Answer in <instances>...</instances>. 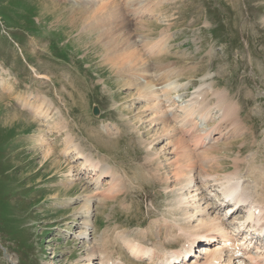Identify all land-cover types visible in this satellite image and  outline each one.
I'll list each match as a JSON object with an SVG mask.
<instances>
[{"label": "rangeland", "instance_id": "1", "mask_svg": "<svg viewBox=\"0 0 264 264\" xmlns=\"http://www.w3.org/2000/svg\"><path fill=\"white\" fill-rule=\"evenodd\" d=\"M78 1L0 0V67L7 70L0 68V264L83 262L103 239L110 258L124 263H136L125 238L163 250V226L183 216L174 210L189 198L171 187V135L156 142L162 127L173 128L174 113L189 126L184 112L202 109V136L228 128L229 142L217 138L188 160L206 162L221 179L238 166L245 185L249 168L264 170V0ZM159 79L170 86L169 100L156 114H173L163 121L147 109L149 97H139L143 83ZM178 94L197 95L194 109L169 102ZM35 106L44 109L40 117ZM240 122L242 134L233 139ZM241 146L244 163L233 158ZM84 156L109 165L123 187L95 204L86 238L78 236L82 217L73 214L86 200L76 197L94 186ZM71 178L78 179L65 191L62 182Z\"/></svg>", "mask_w": 264, "mask_h": 264}, {"label": "bare ground", "instance_id": "2", "mask_svg": "<svg viewBox=\"0 0 264 264\" xmlns=\"http://www.w3.org/2000/svg\"><path fill=\"white\" fill-rule=\"evenodd\" d=\"M127 1H128V3L131 2V0H125V2H127ZM135 1H139V0H135ZM72 2L78 4L79 1L78 0H72ZM85 3H87V1ZM93 7H95V6H93ZM103 7H104V5H103ZM80 8H81V6H80ZM136 13L137 12L133 11L131 13V15L136 14ZM137 54L135 53V56L137 57L136 59H138ZM118 58H120V55L118 56ZM128 63H130V61H128ZM0 68H2L4 70V73L7 72V70L4 69L3 67H0ZM41 79H44V76ZM141 80L143 81L142 78H141ZM166 87H170V86H168L167 83H163L162 81H159L156 84H151L149 82L148 83L145 82V83H143L142 87L140 88L141 89L140 92H142V93L140 95L138 93L139 97H142V96L144 97V95L149 97L148 101H150L151 104H149L147 106V109L149 110L150 107L153 108L154 114H156V112H158L157 111L158 108H162L160 105L166 104L164 102L165 98L164 97L162 98L160 96L162 94V90ZM200 89H202V88H199L198 90H200ZM35 95H37V94H35ZM43 96L44 95H42V97H39L38 99L40 100L41 98H43V100L47 103V106H48L50 104V100L47 99L46 97H43ZM178 97L182 98V95L178 94ZM194 98L196 99L197 95H195ZM146 100H147V98H146ZM188 100H190V99H184L183 101H186V103L182 102L181 106L190 107L191 110L194 109V107L190 106L191 102H189ZM179 101H181V100H179ZM178 103L179 102H177L176 105ZM168 108H169V104H168ZM31 109L33 111V115L34 116L38 115L39 117L41 114H43V110H44V109L41 110L39 106H35L34 109L33 108H31ZM169 109L165 108L164 111L159 110L161 112L160 115L162 117L158 116L159 112L154 116L156 117V119L158 117L161 121H163L164 118L166 119V117H168L166 115L167 113H168V115H171V116L173 115L171 112L167 111ZM172 110L175 112L174 108ZM201 110L202 109H196L195 110L196 114H198L197 118H199L198 120H196L194 122L195 124H197L200 121H204L203 115H200ZM221 111L226 112L227 110L222 109ZM164 112H166V113H164ZM183 115L185 117L192 116V114L187 115L186 113H184ZM225 115H226L225 118L229 117V115H227V113H225ZM225 115H222V116H225ZM173 116L176 118L175 121H174V119L171 120L173 128L170 127V124H167L165 126V128L162 127L161 128L162 133H160L161 135L158 136L156 142L162 140L163 139L162 137L164 135L166 137L171 135V137H168V140H166L167 146L165 147L166 153L168 155V157H166L168 159L167 163H168V165H170V168H172L170 172L168 171L172 175V177L170 176L172 178V183H173V185L171 187L173 189H175L178 187L174 186V185H179V187H180L179 191L182 190L181 188H184L188 192L189 198H187V199H185L186 197L183 198L184 202H182V204H184L185 207L180 206L177 208L175 207L176 209L174 208L175 209L174 211L176 213H179L180 215H183V216H180L181 217L180 219H176L175 216L173 215L174 217H173V220L171 221L172 223L168 225L167 223H169V222H167L165 224V226H163V227H165L164 230H166V232H165V234H166L165 240L166 241H164L163 243L168 244V243H172L173 241H177V242L180 241V243H179L180 247L179 248H177L175 250H170V249H168V247H170L172 245H168L166 247L165 244H161V246L164 247L163 250H161L162 248L159 249V247H158L159 250H157V249L152 250L147 245H143L142 243H140V241L136 242V241H134V239H131V238H125L124 239V245L123 246L128 247L131 255H133L132 258L137 260V261H140L141 258L144 259L145 258L144 256H146L149 264H154V263L155 264H167L165 262L164 258H166L168 260V257H171L176 253L179 254V252H182V251H186V254L189 253L190 249H192L196 245V242L200 239L209 238L210 236H214L212 239L216 240L218 235L227 236L230 239L232 236L235 235V233L236 234L239 233V230H241V227H240L241 224H243L245 222H247L249 224V226L256 225V226L262 227L264 229V174L262 173V171L264 172V170L260 169L258 171V170H255L253 168H251V169L249 168L248 169L249 171L246 175H247L248 179H250V180L247 181L246 185L244 184V181H245L244 177L241 176L242 171L240 170V168L238 170V166L236 167V169L234 168L233 172L230 170L232 173H229L230 171L228 173L226 172V174L224 172H222V175L224 174L222 179L220 177H218V173H210L208 170L206 171L204 169V166H203V165H206L205 164L206 162L204 164H200L196 161V159L193 161H190L187 159V157L189 155H191V151L198 150L195 152L200 153L204 150V149L199 150L200 148H202V147H199V143L203 144L202 141H195V139H197L194 136L195 132L191 133L192 132L191 128H187V126H184L183 119L177 120L176 116H181V114H179V115L176 114V116H175V113H174ZM149 119H150L151 123L155 120V119L153 120L151 117H149L148 120ZM168 119H169V117H168ZM155 123H154V125H155ZM241 123L242 122L239 123L240 124L239 127L236 126L237 129H234L233 131L231 130L232 133L234 134V136H232L233 139H235V137L241 136L242 133L237 131L238 129H241V126H243V123L242 124ZM179 125H180V127H179ZM161 126H164V124H162ZM226 131L225 132H222V131L219 132L218 137L216 135V137L213 136L211 139L219 138L222 135H226L225 139L227 140L228 139L227 135L229 134L228 128L226 129ZM175 133H176V137L174 136ZM186 135H188V137ZM43 136L44 135H42V137H41L43 139V142H41V144L46 145V149L50 150L49 146H48L49 143L46 141L45 138H43ZM184 138H187V139H184ZM226 142H229V141L227 140ZM209 143L210 142H207V144H209ZM213 145H214V143L208 145V147L210 148ZM208 147H206L205 149L208 150L207 149ZM242 147L243 146H241L238 149V151L236 152V154L233 158H235L237 156L244 163L245 159L240 157V155L243 153ZM161 150H164V149H161ZM79 152L80 151H76L77 158L82 157ZM153 152H155V151H153ZM189 157H191V156H189ZM84 160H85V162L89 163V165H90V168H89L90 174L95 175L94 177H91V179H93L94 186L92 188V191H90V192L87 191L86 193L82 194L81 196L76 197L77 199H79L81 197L82 199L84 198L86 200L83 203H81L80 206L76 207V209L74 208L75 210H74L73 214H76L77 216L82 217L83 220L81 223V230L79 231L78 236L86 238L87 237L86 232L88 231V233H90L91 231L89 229L93 228L92 214L94 212L95 204H97L99 202H101V203L105 202L106 201L105 199L108 200V198L111 197L112 194H114L117 190H118V193L122 192L123 187L121 184L122 179L116 173L112 172V169L110 168L109 165L104 164L101 161H97V160L92 161L89 158H87L86 156H84ZM242 162L240 161L238 163L239 167H240V164ZM231 163H232V160H231ZM248 165L250 166L251 162L248 163ZM212 166H214V165H212ZM212 166H211V168H213V169H214V167L216 168V166H214V167H212ZM233 167H235V165ZM218 168H219V166H218ZM220 169H222V168H220ZM214 170H216V169H214ZM72 171H73V169H72ZM220 171H222V170H220ZM220 171H218V172H220ZM70 175H72V173ZM114 175L116 176V178ZM105 177H107V179H106L104 184L109 185V186H107L108 190L104 189L105 188L104 185L100 186V184H101L100 182L103 180L102 178H105ZM77 179L71 178L69 182H66V183L62 182L63 185L65 184L64 185L65 191L66 190L69 191L70 188H72L74 186V184H75L74 181H76ZM116 179H119V181H116ZM120 186H121V189H120ZM183 192L181 194H183ZM186 195H187V193H186ZM181 196H183V195H181ZM210 196L215 197L214 202L210 201L211 200ZM180 199H181V197H180ZM176 201H179V200H176ZM179 205H181V203ZM221 206L223 208L224 207H226V208L224 210V213L222 215H219L218 211L220 210ZM234 213L238 216L235 219L229 220V217H231ZM164 236L165 235L162 232L161 239H159L160 242L162 240H164ZM104 240L105 239H103L100 243H97L96 246L99 247V250H97V248H95L94 246L91 247L90 252L86 255V258L84 259L83 262H75V263H71V264H125V263H123L122 260L119 259V257L110 258L111 252L109 253V244L107 243L108 241L105 242ZM120 243H121V241L119 242V244ZM227 250L228 249H227L226 245L224 247H214L211 250H208L201 257H200V255L197 254L195 257H199L200 259H198L197 261L195 260L194 262H192L190 264H235V258L231 255L226 254ZM182 254H183V252L180 255H178V257L182 256ZM97 257H99V259L96 260ZM257 258L264 259V251L260 254H257V255L254 254V256H251L249 258V263H247V264H256L255 261H259ZM126 260H127V263L136 264V263H133L129 258ZM140 264H143V263H140ZM168 264H170V263H168ZM260 264H264V261L262 263L260 262Z\"/></svg>", "mask_w": 264, "mask_h": 264}, {"label": "water", "instance_id": "3", "mask_svg": "<svg viewBox=\"0 0 264 264\" xmlns=\"http://www.w3.org/2000/svg\"><path fill=\"white\" fill-rule=\"evenodd\" d=\"M98 112H99V109H98V107L97 106H94L93 107V114H98Z\"/></svg>", "mask_w": 264, "mask_h": 264}]
</instances>
